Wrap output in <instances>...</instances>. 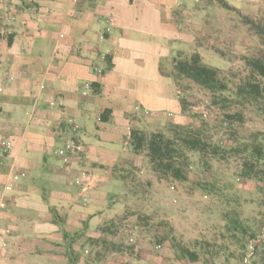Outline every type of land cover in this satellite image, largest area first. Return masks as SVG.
I'll list each match as a JSON object with an SVG mask.
<instances>
[{
    "label": "crops",
    "instance_id": "0c3cea01",
    "mask_svg": "<svg viewBox=\"0 0 264 264\" xmlns=\"http://www.w3.org/2000/svg\"><path fill=\"white\" fill-rule=\"evenodd\" d=\"M10 2L19 13L11 25L0 19V184L13 189L0 197V264H70L63 231L87 224L91 236L111 216L122 187L113 169L137 163L133 124L159 127L162 113L191 122L161 64L193 47L204 0H0V9ZM84 174L87 191L76 182Z\"/></svg>",
    "mask_w": 264,
    "mask_h": 264
},
{
    "label": "trees",
    "instance_id": "16d2710c",
    "mask_svg": "<svg viewBox=\"0 0 264 264\" xmlns=\"http://www.w3.org/2000/svg\"><path fill=\"white\" fill-rule=\"evenodd\" d=\"M213 8L226 14V16L224 14V21H222V15L217 18L212 13ZM201 9L200 17L204 27H209L211 33L203 37L194 32L193 47L175 51L169 61L161 64V71L165 76L173 79L178 89L185 90L186 84L188 87L196 85L209 93L213 105L224 109L236 106V110L224 113V118L217 125L213 126L205 120L197 123L196 116L190 115V104L183 97L180 99L181 106L183 113L191 118L190 123L167 122L159 130H148L141 124H133L129 144L135 158L142 154L146 156L150 172L156 177L157 183L165 184L174 190L177 186H182L189 192L199 188L206 198L218 197L216 199L219 200L218 207L222 206L219 233H216L217 235H214L211 241L207 239L201 242L194 241L195 246L203 250L196 247L191 249L177 239L175 229L167 219L148 212L129 211L128 205L122 217H131L133 226L137 228H147V233L156 248L160 249L162 245L168 244L172 250H175L176 259L186 264L199 261L202 255L207 256L206 262L209 264H216L214 259L221 251H224V248L227 249L230 246L218 244L216 239H228L236 244L240 250L238 254L241 257H238L240 264H247V255L256 254L259 247L264 246V130L241 133V130H247L246 110L264 120V7L253 11L238 7L229 0H204ZM210 15L215 16L218 22L212 24ZM229 37L233 38L234 43L249 39L250 44L246 45V51L239 57L244 66L243 72L224 71L221 67L207 63L200 52L201 48L207 47L230 61L232 58L228 55L233 51L224 47ZM167 65L170 67L169 71L165 69ZM92 85L97 90V84ZM109 113L110 111L106 110L102 118L106 119ZM214 129L222 131L219 138H217L218 134L213 132ZM230 157L239 159L238 177L262 184L259 186L261 195L248 202L247 208L252 210L254 208L256 211H253L257 213L252 214L251 217L244 215L245 207L236 193L221 195V191L230 188L231 185L229 182L221 184L222 179L211 171L213 170L212 161L223 163ZM197 164L210 173L208 180L194 181L192 179L191 170ZM133 165L135 164L113 169V173L122 183V191L131 195L136 194L134 191L138 183L137 176L133 172L135 170ZM145 184L151 185L152 182L147 181ZM114 204L115 198L108 205L112 211L111 217L116 212ZM120 214L117 213L113 218L121 216ZM108 226L100 224L99 230L110 231ZM85 230H88L87 224ZM85 230L73 235L63 231L65 239L69 241L67 254L70 264H78L79 260L82 264L83 259L85 264H91V260L96 264V260L102 259L99 254L91 257L92 251L101 243L104 246L108 243L102 241L103 239L89 236ZM83 239L85 241L80 243V248L75 250L72 246L73 242ZM99 252L97 250V253Z\"/></svg>",
    "mask_w": 264,
    "mask_h": 264
},
{
    "label": "rangeland",
    "instance_id": "374dc122",
    "mask_svg": "<svg viewBox=\"0 0 264 264\" xmlns=\"http://www.w3.org/2000/svg\"><path fill=\"white\" fill-rule=\"evenodd\" d=\"M238 7H243L247 10L256 11L258 8L264 7V0H248L245 2L232 3ZM212 13L218 18L222 15V21H224V14L221 10L213 8ZM215 16L210 15L211 23H217L218 19ZM226 16V14H225ZM194 32H197L198 36L207 37L211 33V29L204 27V22L199 17L196 19ZM225 41L224 47L227 50H231L228 57L232 58L230 61L225 60L216 54L212 49L207 47L201 48L204 60L214 66H218L224 69V71H244V66L240 61V54L246 51V45H249V39L241 40L238 43L233 42V38L229 37ZM212 42L214 40H211ZM188 46H183V50ZM167 64V63H166ZM169 66H166V70L169 71ZM184 90L179 89L180 99L185 97L188 101L190 115L196 116V121L205 120L211 125H217L224 118V113L227 111H235L236 106L231 109H224L221 106L213 105L209 93L200 89L196 85H191ZM168 114L170 111L167 110ZM165 113H162L160 118L164 124L159 127H151L146 124L140 123L145 126L143 128L159 130L165 125ZM195 122V121H194ZM226 127V125H225ZM245 127L247 130H241V133L253 130H264L263 118L257 116L255 113L246 110L245 111ZM218 134L217 138L222 135V131L218 129L213 130ZM214 175L222 179L221 184L228 183L231 185L228 189H223L221 195L225 193L237 194L241 203L245 207L244 215L251 217L252 214H257L255 209L247 208L248 202L251 199H257L260 194L259 186L261 183L254 180H246L238 177L240 171V164L238 157H230L227 162L212 161ZM135 170L134 174L137 176L138 183L136 184V194H126V191L120 189V193L113 196L115 198L113 217L117 213H121V216L115 218L109 216L108 218L100 221L105 227H110V231L102 232L97 227L95 233L91 237L103 239L105 245L101 243L98 247H94L91 257L95 254H99L102 257L101 260H96V264H186L181 260H177L175 250H172L168 244L162 245L159 249L156 248L153 241L150 239L147 233V228H137L133 226L132 218H123L125 215L126 206L129 211H143L150 214H155L158 217L167 219L175 229V235L177 239L188 245L191 249L196 247L194 241H203L205 239L211 241L214 235H217L218 226L222 220V206L212 198H206L203 196L201 189H196L189 192L182 186L171 189L165 184L157 183L156 177L150 172L149 163L145 155L137 157L136 165H133ZM205 168L200 164H197L191 170V177L194 181L201 179L208 180L210 173L204 171ZM151 181V185L146 186V182ZM141 183V184H140ZM145 184V185H144ZM124 192V193H123ZM129 195V196H128ZM217 233V234H216ZM218 244H229V248H224L214 259L216 264H240V256L238 246L228 239H216ZM85 239L82 240L84 242ZM116 246V247H114ZM200 246V245H199ZM202 249V248H201ZM97 250L100 252L97 253ZM203 250V249H202ZM205 251V250H204ZM264 246H260L256 254L249 253L247 264H264ZM233 252L234 254H230ZM234 255V256H232ZM239 257V258H238ZM207 256H200L199 261L188 262L187 264H209ZM91 264H94L91 260Z\"/></svg>",
    "mask_w": 264,
    "mask_h": 264
},
{
    "label": "built area",
    "instance_id": "2783aa9c",
    "mask_svg": "<svg viewBox=\"0 0 264 264\" xmlns=\"http://www.w3.org/2000/svg\"><path fill=\"white\" fill-rule=\"evenodd\" d=\"M3 6L0 9V19H2V24L1 25H11V23L16 19L17 14L19 13V7L15 4V3H1ZM0 25V26H1ZM4 26H1V30L3 29ZM88 88H91L90 85H87ZM51 105L53 106L54 103H51ZM73 129L77 130L78 129V125L75 124L74 122H72V120H70ZM1 147H3V149L8 150L10 147V143L7 140H3ZM65 150L64 151H73L74 149V145L73 143H71L70 141L66 143L65 145ZM13 179L17 180L19 179L18 175H14ZM76 182L78 185L81 186V188L84 191H87L88 189H90L92 187V182L93 179L89 176V175H82L81 177H78L76 179ZM13 189V183H6L1 185L0 184V197L8 192L11 191Z\"/></svg>",
    "mask_w": 264,
    "mask_h": 264
}]
</instances>
